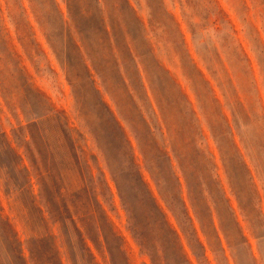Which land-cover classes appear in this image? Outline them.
Wrapping results in <instances>:
<instances>
[{
    "label": "rangeland",
    "instance_id": "obj_1",
    "mask_svg": "<svg viewBox=\"0 0 264 264\" xmlns=\"http://www.w3.org/2000/svg\"><path fill=\"white\" fill-rule=\"evenodd\" d=\"M114 1L119 2L127 15L130 14L121 0H108L106 5L110 11ZM130 1L145 19L149 15L154 16V31L150 30L147 23L150 36L155 35L150 38L152 45L139 38L135 45H130L135 55L133 59L124 43L117 45L114 39L110 43L104 35L94 36L93 55L112 68L107 89L105 82L99 78L97 86L105 92V100L125 129L135 149L144 180L166 217L156 210L152 198L145 194L137 209L135 225L137 234L143 239L142 244L129 230L128 214L122 206L119 190L111 183L116 210L105 208L110 224L101 216L99 230L95 217L90 215L88 203L77 194V200H81L78 211L84 212L80 222L85 224V228L81 230L78 218L73 215L66 202L62 201L63 211L59 210L61 204L57 203L56 197L60 186L54 185L53 191L45 185L47 199L63 227L65 245L59 247L55 238L50 235L33 238L29 241V252L25 250L26 258L23 256V259L27 264V259H31L33 264H264V214L261 213V205L264 212V0ZM57 2L64 16L70 18L65 0ZM69 2L81 32L100 34L87 28V22L78 14L81 9H94V0ZM50 4V0H0V77L5 75L7 69L9 84L14 83L19 64L35 71L46 57L60 70L40 19L41 16H46L45 12L51 11L49 7H45ZM171 16L179 24L180 30ZM136 28L140 35H144L141 27L136 25ZM181 34L184 35L185 43ZM69 55L71 56V52ZM189 56L193 57L197 67L213 84L222 108L215 101L205 79L199 76ZM247 58L251 60V64H248ZM89 65L92 68L91 63ZM140 73L148 96L142 87ZM219 76L222 80L230 77L235 85L238 97L228 84L226 94L239 113L249 137L246 147L235 132L236 142L255 176L262 196L260 204L254 187L246 182L248 177L239 164L241 158L232 146L231 137L226 135L225 128L224 145L231 159L228 165L232 171L236 169L241 180L245 181L240 184L244 213L231 193L217 140L213 138V128L219 129L218 120L223 118L222 109L228 114L231 126L235 127L231 107L216 81ZM254 79L258 81L260 93ZM64 83L66 99H62L57 106L69 113L73 126H76L79 121L73 113L70 85L66 81ZM182 92L193 104L199 124L192 119L191 106ZM239 102L244 104L246 111L240 109ZM246 114L249 118H246ZM9 117L11 112L7 106L0 104V124ZM201 127L208 137V143L196 139ZM114 129L115 127L111 131L112 143L118 148L121 146L118 142L120 136H114ZM135 133L139 134L149 156L157 152L161 165L167 167L169 184L163 194L146 167L145 152H141ZM215 135L221 137L222 134L217 132ZM6 143L0 137V147ZM84 150L95 153L98 148L89 138ZM165 151L171 156L173 167ZM209 151L216 156L213 161L219 166L220 179L231 199L242 231L234 225V218L218 186L208 181L209 187L203 182L207 172L214 176L216 173L213 161L201 158ZM174 152L182 157L183 168L179 166ZM200 152L202 154L197 161L195 157ZM16 160L15 153L9 149L0 154V162L10 167ZM233 160L235 164L232 163ZM39 163L44 166L43 160ZM25 165L29 169L33 168L32 162L27 158ZM192 172L198 181L194 185V193L198 200L199 217L195 215L189 198L187 180L192 182ZM178 176L182 187H179ZM33 182L34 190L39 193L40 186L35 177ZM64 205L67 211L64 210ZM171 205L176 215L171 210ZM187 210L193 218V225ZM211 210L216 226L212 224ZM15 216L7 202L0 201V262L5 259L4 249L12 255L9 235L16 238L17 232L24 239V227L16 221ZM165 221L172 225L178 236L168 231ZM6 222L11 228L6 226ZM73 233L76 236L75 243ZM17 245L21 248L18 239L15 243ZM14 259L16 264H22V261Z\"/></svg>",
    "mask_w": 264,
    "mask_h": 264
},
{
    "label": "clouds",
    "instance_id": "obj_2",
    "mask_svg": "<svg viewBox=\"0 0 264 264\" xmlns=\"http://www.w3.org/2000/svg\"><path fill=\"white\" fill-rule=\"evenodd\" d=\"M65 2L70 18L61 13L57 3L45 6L51 11L40 17L60 70L45 57L35 71L19 64L12 84L8 82L7 69L5 75L0 77V104L11 109V117H14H9L0 124V137L7 142L0 147V154L9 149L17 157L11 167L0 162V201L7 202L16 214V221L24 227L23 240L16 232L24 257L25 250L29 252V241L33 238L50 235L55 238L59 247L65 245L63 227L47 199L45 185L53 191L54 185L60 186L57 203L61 204V211L62 201L67 203L73 215L78 218L81 230L85 228V224L80 222L84 212L78 211V207L81 200L86 201L99 230L101 216L110 224L105 208L116 210L111 189V183H114L128 214L129 230L142 244L143 239L137 234L135 227L136 214L144 195L151 196L149 185L136 163L127 133L105 100V92L97 86L99 78L105 82L107 89L108 77L112 71L110 65L102 63L93 55L94 36L106 34L81 32L77 17L70 11L69 0ZM99 7L101 9V5ZM83 14L91 13L84 11ZM113 26H116L115 20ZM89 63L95 68V74L89 70ZM65 81L70 85L73 113L79 121L76 126H73L69 113L57 106L62 99H66ZM233 114L236 116L237 132L247 147V129L244 128L239 113ZM192 119L199 124L194 114ZM218 124L219 129L213 128V134H224L226 128V135L230 137L232 129L228 127L227 120L221 118ZM113 127L120 132L118 142L121 146L118 148L112 143ZM89 138L98 148L95 153L84 150ZM196 139L206 143L202 127ZM137 140L141 151L145 152L146 167L163 194L169 184L167 167L161 165L157 152L149 156L139 134ZM228 155L225 152L226 167L229 163ZM26 158L32 162V169L25 165ZM41 160L44 161V166L40 165ZM232 163L235 164V160ZM33 177L39 183V193L34 190ZM77 194L81 200H77ZM152 202L156 203L154 198ZM12 226L15 230V226ZM72 239L75 243L74 233ZM3 254L5 259L0 264H16L13 255L8 254L6 249ZM27 261L28 264H33L31 259Z\"/></svg>",
    "mask_w": 264,
    "mask_h": 264
},
{
    "label": "trees",
    "instance_id": "obj_3",
    "mask_svg": "<svg viewBox=\"0 0 264 264\" xmlns=\"http://www.w3.org/2000/svg\"><path fill=\"white\" fill-rule=\"evenodd\" d=\"M50 1H51V4L52 3H57L58 6H59V3L57 2V0H50ZM107 1L108 0H94V2H95V8L94 9H88V8L87 9H81V10H79V13L78 14L81 17V19H83V20H85L87 22L86 25H85V26H87V28L91 29L92 31L98 32V33H104V34H106V35H104V38L107 39L108 41H110V43H111V40L112 39H114V41L117 43V45H119L120 43H124V45L126 46V48L128 49V51L130 53V57L134 59L135 58V55H134V53H133L130 45H133V44L135 45L137 43V40L139 38L145 39L150 45H152V41H151L150 38H154L155 35H154V37H151L150 36L149 30L147 28V23L149 25L150 30L151 31H154V29H155V26H154V16L153 15H149V17L147 19H145V17L144 16H141L139 14V12L133 7V5H132V3H131L130 0H121L122 3L126 6V8L130 11V14L129 15H127L122 10V8H121V6H120V4H119L118 1H114L113 2L112 11H110L108 9L107 5H106L107 4ZM69 5H70V2H69ZM99 5H101V9H100ZM59 9H60L61 13L64 15V13H63L62 9L60 8V6H59ZM101 10H102V12H101ZM68 11H69V9H68ZM70 11L73 12L71 5H70ZM84 11H88L91 14L84 15L83 14ZM48 12H45V14L47 15ZM102 13H103V15H102ZM1 15H2V11L0 9V17H1ZM69 17H70V14H69ZM171 18L174 21L175 25L178 27V30H180L179 29V24L176 22L175 18L173 16H171ZM114 20L116 22V26L115 27L113 26V21ZM136 25H138L139 27H141L143 29L144 35H140L139 34V32H138V30L136 28ZM192 30H194V29H192ZM181 36H182L183 42L185 43L184 35L181 34ZM48 39H49V36H48ZM189 57H190V61L194 65V68L198 71L199 76L202 77L203 79H205L207 85L210 87V91L212 92L215 101L222 108L223 107L222 106V102L218 98V96L216 94V90L213 87V84L211 83L210 80H208L206 78V76L203 73V71L197 67V64L194 62L193 57H191V56H189ZM247 61H248V64H251V60L249 58H247ZM89 70L93 72V71H95V68L94 67L90 68V65H89ZM140 78H141V82H142V87L145 90V93L147 95L148 94V91H147L146 85L144 83V78L141 75V73H140ZM220 78H221L220 76L217 77L216 78V81L219 82V85L218 86L223 89V94H224L225 98H227V100H228V105L229 106L231 105L230 106L231 107V114H232V117L234 119V125H235L236 116L233 113L234 112L237 113V110L233 107L232 102H231V99L226 94V84H228V86H230L231 88H233L236 97H238L237 96V91H236L235 85L233 83V80L230 77H228V78L225 77L224 80H222ZM254 81H255V85H256V87L258 89V92L260 93V88L258 86V81L256 79H254ZM182 94L187 99L188 103L190 104L192 114H194L195 117L200 122L199 117H198V114L195 111V109L193 108V104L190 102L188 96L184 92H182ZM239 105H240V109H241V106H242V110L243 111H246L245 110V107H244V104L242 102H239ZM8 110L11 112V109L8 108ZM263 111H264V106H263ZM245 116H246V118H249V115L248 114H246ZM222 117H223V119H226L227 120L228 127H230L232 129V132H231V136L230 137L232 139V142L231 143H232L233 148L237 152L238 156L240 158L241 157L243 158L242 160H240V163L239 164L241 165L242 169L245 171V173H246V175L248 177V180L246 182L250 183L254 187L255 192L258 195L260 204H262V196L260 194V191L258 190V185H257L256 179H255V176L253 175L250 166L246 162L245 157H244V155L242 153V150H241L240 146L236 142V133L235 132H237V129H236V127L233 128L231 126L229 116H228L227 113H225L223 111V109H222ZM119 124L123 128V126L121 125L120 122H119ZM226 131H227V129H226ZM113 133H114V136L116 138H117V136H120V132L116 128L113 130ZM203 133H204V137L206 138V143H208V137L205 134L204 130H203ZM237 134H238V132H237ZM135 137L137 139V133H135ZM225 137H226V135H224V134H222L221 137H217V135H213L214 140H217L216 141L217 142V146H218V149H219L221 158L223 160V167H224L225 173L227 174V177H228V180H229V184H230V187H231V193L236 198V200L238 201L239 206L241 207V210L244 213L245 212L244 211L245 209L243 207L244 198L241 195L240 188H241V185L243 183H245V181L244 180L243 181L241 180V177H240L241 175L239 173H237V171H235L236 169H233L234 171H232L231 168H230V165H228L227 167L225 166V152L228 153V150L226 149V147L224 145V138ZM127 138H128V136H127ZM128 141L131 143V141L129 140V138H128ZM137 142H138V140H137ZM138 144H139V148H140V143L138 142ZM131 146H132V144H131ZM132 148L134 149L133 146H132ZM141 152L143 153V151H141ZM164 153H165V155H167V158H168L171 166L173 167V163H172L171 156L168 154L167 151H165ZM201 154L202 153L200 152V154L195 157V160L197 159V161H198V158L200 157ZM174 155H175V157H176V159L178 161L179 166L181 168H183V159H182V157L180 155H178L176 152H174ZM134 156H135L136 163L140 166V164L137 162V157H136V154H135V149H134ZM203 157H206L210 162H212L213 160H216V156L213 153H211L210 151L208 152L207 155L201 156V158H203ZM230 160H231L230 159V156L228 155V161H230ZM191 165H192V163H191ZM212 165H214L213 166L214 172L216 171L215 176L213 174H211L210 172H207V177L204 179L203 182L207 186H209V187H211V186L208 185V183H207L208 181L209 182H212V183H215L218 186L219 190L222 193L223 199L225 200V202L227 203V205H228V207L230 209L231 216L234 218V220H233L234 221V225H236V226H238L240 228L241 226H240V222L238 221V217H237L236 211L232 207V205H231V199L228 196L227 191H226V188H225L224 184L222 183V181L220 179V175L218 173L219 166L214 161L212 162ZM257 167H256V169L258 171V168ZM140 169H141V166H140ZM185 175H186V173H185ZM191 178H192L191 179L192 180L191 183L189 182V180H187V183H188V191H189V198H190V204H191L192 208L195 211V215L197 217H199V214H198V203H197L198 200H197L196 195L194 193V188H195L194 185L198 181H197V179L195 177L194 172H192ZM177 180H178V183H179V187H182L183 184L180 181V177L179 176L177 177ZM59 193H60V191H59ZM150 193H151V191H150ZM150 197L153 199L152 193H151V196ZM154 200H155V198H154ZM155 202H156V200H155ZM184 206H186V203L185 202H184ZM155 207H156V210L158 212H160V214H162L163 217L165 218L166 216L163 213V211L160 208V206L157 204V202L155 203ZM209 209H210V207H209ZM59 210H61V207H59ZM64 210L67 211V207L65 205H64ZM171 210L176 215V212L173 209L172 205H171ZM261 213L264 214L263 209H262V205H261ZM187 214H188V218L190 219L191 225H193V218L189 214V211L188 210H187ZM211 215H212V224L214 226H216L215 225V221H214V214H213V211L212 210H211ZM165 223H166V226H167L168 231L170 233L174 234L175 236H178L177 231L172 227V225L169 222H166V221H165ZM6 226L9 227V228H11L7 222H6ZM240 229L242 231V228H240ZM8 239H9V241L11 243L10 246H11V253H12L13 257H15L18 260V262L19 261L20 262L22 261V264H27V262H25V260L23 259V255H22L21 248L18 245L15 246V243L17 242V239L14 236H10V235L8 236ZM245 241H247V240H245ZM209 245H210V243H209ZM202 247L204 249L206 248L203 244H202Z\"/></svg>",
    "mask_w": 264,
    "mask_h": 264
}]
</instances>
